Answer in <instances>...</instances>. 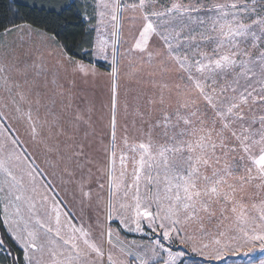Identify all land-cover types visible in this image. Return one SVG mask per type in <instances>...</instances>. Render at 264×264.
<instances>
[{"label": "snow or ice", "instance_id": "snow-or-ice-1", "mask_svg": "<svg viewBox=\"0 0 264 264\" xmlns=\"http://www.w3.org/2000/svg\"><path fill=\"white\" fill-rule=\"evenodd\" d=\"M39 7L0 28V251L264 264V0Z\"/></svg>", "mask_w": 264, "mask_h": 264}, {"label": "trees", "instance_id": "trees-1", "mask_svg": "<svg viewBox=\"0 0 264 264\" xmlns=\"http://www.w3.org/2000/svg\"><path fill=\"white\" fill-rule=\"evenodd\" d=\"M50 2L72 3L73 0H0V28L9 26L10 22L13 24L27 22L38 27L47 25L49 21L43 19L44 12L39 6ZM32 4H35L36 7L30 8L25 6ZM75 5L83 7V3L80 0H75ZM60 19L62 21L64 16H61ZM69 19L75 21V17H69ZM80 26L86 27V25L83 24H80ZM77 41L79 42V37H77ZM86 46L87 45H85V47ZM100 63L103 64L104 62ZM0 235L5 236L6 245L10 248L12 255H19L18 246L7 238L2 226H0ZM12 255H9L6 251H0V264H12Z\"/></svg>", "mask_w": 264, "mask_h": 264}, {"label": "rangeland", "instance_id": "rangeland-1", "mask_svg": "<svg viewBox=\"0 0 264 264\" xmlns=\"http://www.w3.org/2000/svg\"><path fill=\"white\" fill-rule=\"evenodd\" d=\"M83 3V0H80ZM88 2L90 3L91 0H88ZM15 36V33L13 34V36H9L8 39L12 40L13 37ZM122 90H123V85H122ZM91 96H93L94 100H95V104L96 107L98 109L97 115H100L101 113H106V110L102 108V104L103 103H107L108 101V88L106 86L105 83L101 82L99 84H97V86L95 87V89L93 90L92 93H90ZM63 195V193H62ZM68 199H71V197H68ZM70 207H72V205H69ZM73 211L79 212V204H76L75 207L73 208ZM85 212H87V209H85ZM116 226V225H114ZM129 239H147V237H141L139 234H129L128 235ZM254 255H256L257 257L259 256L258 253H255ZM246 259L244 257H240V258H233L234 260V264H246ZM229 264H233V261H229Z\"/></svg>", "mask_w": 264, "mask_h": 264}]
</instances>
